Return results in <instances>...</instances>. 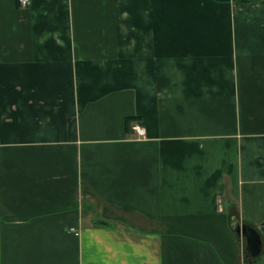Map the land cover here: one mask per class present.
<instances>
[{
    "label": "crops",
    "instance_id": "obj_1",
    "mask_svg": "<svg viewBox=\"0 0 264 264\" xmlns=\"http://www.w3.org/2000/svg\"><path fill=\"white\" fill-rule=\"evenodd\" d=\"M238 224L264 264V0H0V264H244Z\"/></svg>",
    "mask_w": 264,
    "mask_h": 264
},
{
    "label": "water",
    "instance_id": "obj_2",
    "mask_svg": "<svg viewBox=\"0 0 264 264\" xmlns=\"http://www.w3.org/2000/svg\"><path fill=\"white\" fill-rule=\"evenodd\" d=\"M235 231L245 238L247 254L254 258L259 256L262 252V242L258 232L249 224H238Z\"/></svg>",
    "mask_w": 264,
    "mask_h": 264
},
{
    "label": "built area",
    "instance_id": "obj_3",
    "mask_svg": "<svg viewBox=\"0 0 264 264\" xmlns=\"http://www.w3.org/2000/svg\"><path fill=\"white\" fill-rule=\"evenodd\" d=\"M19 4L22 6V7H26L28 4H29V0H18ZM133 132H135L137 134V136L139 137H142L145 135V130L143 129V127L138 124V123H133L131 125V128H130ZM71 230L73 231L74 229L71 228ZM74 233L77 234L76 231H74Z\"/></svg>",
    "mask_w": 264,
    "mask_h": 264
},
{
    "label": "trees",
    "instance_id": "obj_4",
    "mask_svg": "<svg viewBox=\"0 0 264 264\" xmlns=\"http://www.w3.org/2000/svg\"><path fill=\"white\" fill-rule=\"evenodd\" d=\"M245 263L244 264H259L257 261V258L249 256L247 253H245Z\"/></svg>",
    "mask_w": 264,
    "mask_h": 264
},
{
    "label": "rangeland",
    "instance_id": "obj_5",
    "mask_svg": "<svg viewBox=\"0 0 264 264\" xmlns=\"http://www.w3.org/2000/svg\"><path fill=\"white\" fill-rule=\"evenodd\" d=\"M257 258H258V260H259V259H262V257H261V256H258Z\"/></svg>",
    "mask_w": 264,
    "mask_h": 264
}]
</instances>
